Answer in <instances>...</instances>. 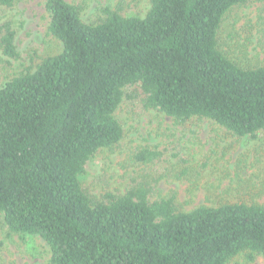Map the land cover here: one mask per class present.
<instances>
[{"label":"trees","instance_id":"obj_1","mask_svg":"<svg viewBox=\"0 0 264 264\" xmlns=\"http://www.w3.org/2000/svg\"><path fill=\"white\" fill-rule=\"evenodd\" d=\"M18 0H0V11ZM251 0H151L145 17L105 8L89 24L81 7L47 0L50 33L63 43L32 72L0 87V217L11 232L42 238L51 264H227L264 255V205L180 210L152 200L150 182L92 196L80 177L116 147L124 101L185 123L209 119L233 134L264 131V67L243 68L218 47L226 14ZM2 18H0L1 20ZM17 30L0 21V52L19 59ZM160 154L141 151V163Z\"/></svg>","mask_w":264,"mask_h":264},{"label":"rangeland","instance_id":"obj_2","mask_svg":"<svg viewBox=\"0 0 264 264\" xmlns=\"http://www.w3.org/2000/svg\"><path fill=\"white\" fill-rule=\"evenodd\" d=\"M46 1L18 0L14 7L0 11L1 20L12 21L17 30L20 53L14 59L0 52V87L63 51V43L49 31ZM66 1L80 6L89 24L100 23L105 8L143 18L151 7V0ZM218 47L243 68L264 67V0H251L226 14ZM116 116L124 128L122 140L92 157L80 177L92 196L123 193L150 182L152 200L175 196L185 212L225 203L264 205V131L239 137L209 119L193 117L177 123L162 112H143L127 101ZM144 150L157 152L160 158L141 163L137 155ZM50 258V247L42 238L11 232L0 217V264H51ZM227 264H264V255L252 259L250 251H243Z\"/></svg>","mask_w":264,"mask_h":264}]
</instances>
